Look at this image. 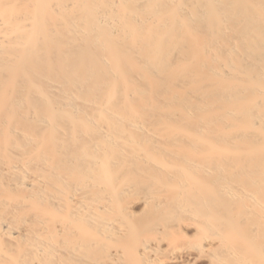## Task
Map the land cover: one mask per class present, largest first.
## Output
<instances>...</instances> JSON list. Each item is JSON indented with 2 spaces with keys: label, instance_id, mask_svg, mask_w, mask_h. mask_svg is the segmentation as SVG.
I'll use <instances>...</instances> for the list:
<instances>
[{
  "label": "bare ground",
  "instance_id": "1",
  "mask_svg": "<svg viewBox=\"0 0 264 264\" xmlns=\"http://www.w3.org/2000/svg\"><path fill=\"white\" fill-rule=\"evenodd\" d=\"M0 264H264V0H0Z\"/></svg>",
  "mask_w": 264,
  "mask_h": 264
}]
</instances>
